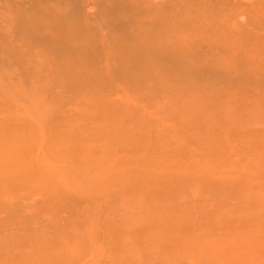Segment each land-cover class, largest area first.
I'll use <instances>...</instances> for the list:
<instances>
[{"label": "rangeland", "instance_id": "rangeland-1", "mask_svg": "<svg viewBox=\"0 0 264 264\" xmlns=\"http://www.w3.org/2000/svg\"><path fill=\"white\" fill-rule=\"evenodd\" d=\"M0 159V264H264V0H0Z\"/></svg>", "mask_w": 264, "mask_h": 264}, {"label": "bare ground", "instance_id": "bare-ground-1", "mask_svg": "<svg viewBox=\"0 0 264 264\" xmlns=\"http://www.w3.org/2000/svg\"><path fill=\"white\" fill-rule=\"evenodd\" d=\"M155 2V1H154ZM210 12V11H209ZM156 15V14H155ZM215 25H213L212 26V28L214 27ZM216 28H217V26H215ZM216 28H215V30H216ZM218 29V28H217ZM205 31V30H204ZM181 40V39H180ZM180 40H178V41H180ZM217 40V39H216ZM182 41V40H181ZM180 41V42H181ZM179 43V42H178ZM190 43V42H189ZM223 44V43H222ZM175 44H173L172 46H174ZM188 45V44H187ZM186 45V46H187ZM221 45V44H220ZM177 46V45H176ZM190 46H192V45H190ZM223 46V45H222ZM182 47H184L185 49H186V47L184 46V45H182L181 46V48ZM188 47V46H187ZM221 47V46H220ZM173 48V47H172ZM180 48V49H181ZM184 48H182V50H180L181 52L183 51V49ZM173 49H175V48H173ZM184 49V50H185ZM230 49V48H229ZM179 52V51H178ZM180 52V53H181ZM162 111V110H161ZM26 115V114H25ZM38 120V119H37ZM36 120V121H37ZM115 125V124H114ZM112 126V125H111ZM118 126H120V125H118ZM101 127V126H100ZM124 127V126H123ZM113 128V127H112ZM111 129V128H110ZM98 130V129H97ZM118 130V129H117ZM116 131V130H115ZM124 133V132H123ZM142 134V133H141ZM105 135V134H104ZM103 135V136H104ZM102 137V136H101ZM105 137V136H104ZM121 137V136H120ZM62 139V138H61ZM145 139V138H144ZM116 141V140H115ZM135 141V140H134ZM60 143V142H59ZM105 143V142H104ZM61 144V143H60ZM103 144V143H102ZM206 144H208V143H206ZM57 145V144H56ZM103 145H105V144H103ZM100 146V145H99ZM165 146V145H164ZM164 146H161V147H164ZM80 147H82V146H80ZM207 147H208V145H207ZM103 151V150H102ZM101 151V152H102ZM215 153V152H214ZM89 154H91V152L90 151H88V150H86V149H84V148H82L81 149V151H80V166L81 167H86L87 166V163H86V161H89ZM79 155V154H78ZM125 156V155H124ZM153 156L156 158V156L153 154ZM113 159V158H112ZM40 162L41 163H44V162H52L54 159L53 158H51L50 156L48 157V158H46V157H41L40 159ZM121 160V159H120ZM153 160L154 159H150V158H148V159H146V160H142V162H139L138 164L142 167V168H145V167H147V169H153ZM0 162H1V159H0ZM45 164V163H44ZM46 166H48V165H46ZM50 166V165H49ZM48 166V167H49ZM121 166V165H120ZM53 167V166H52ZM56 167V166H55ZM115 167V166H114ZM172 173H174V168L172 167V165H168V166H166ZM58 168H59V166H58ZM119 168V167H118ZM19 170H24L23 171V173H21V172H19L18 174H20L21 175V177L23 178V177H25V178H28V180L30 181V182H32V181H36V180H34V178L36 177L35 176V174L31 171V169L30 168H28L27 166H24V167H22V168H20ZM62 170H64V169H62ZM88 170V169H87ZM67 171V170H66ZM111 171V169H109V171H103V172H100L99 174H95L96 176H95V179L97 180V181H99L100 183H104V181H108V179H109V177H113V180L115 179L114 178V176H115V174L113 173V172H110ZM169 171V173L168 172H166L165 170H163V168H161L160 170H156L155 171V173H154V175H156V178H163L164 176H165V178H167V179H169L170 178V175H172V174H170L171 172ZM7 172V171H6ZM14 172V171H13ZM68 172V171H67ZM115 172H116V170H115ZM65 173V172H64ZM69 173H73V172H68V174ZM125 173V172H124ZM12 174V173H11ZM117 174H119L118 172H117ZM123 174V173H122ZM5 174L3 173V176H4ZM7 175V174H6ZM5 175V176H6ZM13 175V174H12ZM73 176L75 175L74 173L72 174ZM71 175V176H72ZM82 175V174H81ZM3 176H0L1 178H3ZM11 176V175H10ZM76 176V175H75ZM83 176V175H82ZM118 176H120V175H118ZM12 177H14V175L12 176ZM77 177V176H76ZM116 177V176H115ZM169 177V178H168ZM0 178V179H1ZM37 178V177H36ZM79 178V177H78ZM108 178V179H107ZM2 181H4V178L3 179H1ZM11 180H12V178H11ZM18 179L17 178H15L14 180H13V184L17 181ZM75 180V179H74ZM111 180H112V178H111ZM110 180V181H111ZM10 181V180H9ZM82 181V180H81ZM101 181H103V182H101ZM117 181V180H116ZM139 181H143V179H140ZM83 183V182H82ZM82 183H80V184H82ZM5 184V183H4ZM105 184V183H104ZM34 185H36V184H34ZM72 185H74V184H72L71 183V186ZM86 185V184H85ZM85 185H84V187H85ZM106 185V184H105ZM45 187H46V185H44ZM98 186V185H97ZM86 188V187H85ZM74 189H76L75 187H74ZM89 190V189H88ZM93 190V189H92ZM96 190V189H95ZM104 190V189H103ZM7 191V190H6ZM77 191V190H76ZM81 191V190H80ZM90 191V190H89ZM89 191H88V193H89ZM98 192V191H97ZM108 192V191H107ZM56 193V192H55ZM81 193V192H80ZM86 193V192H85ZM82 194H83V192H82ZM87 194V193H86ZM85 194V195H86ZM78 196V195H77ZM79 196H80V194H79ZM87 196V195H86ZM97 196H98V194H97ZM96 197V196H95ZM102 197V196H101ZM106 199V198H105ZM89 200V199H88ZM91 200V199H90ZM110 201V200H109ZM115 201H117V200H114V202ZM59 203H60V201H59ZM112 204H113V202H111ZM61 204V203H60ZM119 205V203L117 204V206ZM49 208V207H48ZM95 209V208H94ZM93 208H92V210H94ZM25 212V211H24ZM92 212V211H91ZM94 212V211H93ZM96 213V212H95ZM26 215V214H25ZM79 227V226H78ZM80 230V229H79ZM77 231V230H76ZM80 231H82V230H80ZM85 231V230H84ZM87 234H88V230H87ZM84 236V235H83ZM82 236V237H83Z\"/></svg>", "mask_w": 264, "mask_h": 264}]
</instances>
